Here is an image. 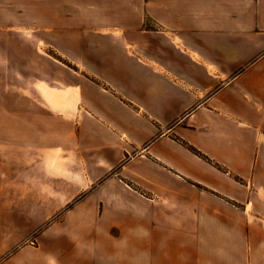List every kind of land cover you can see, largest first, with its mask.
Instances as JSON below:
<instances>
[{
  "label": "crops",
  "instance_id": "crops-1",
  "mask_svg": "<svg viewBox=\"0 0 264 264\" xmlns=\"http://www.w3.org/2000/svg\"><path fill=\"white\" fill-rule=\"evenodd\" d=\"M104 1L99 20L60 21L134 28L147 15L164 33H110L132 49L103 53L102 86L86 73L67 72L55 77L58 86L36 83L41 97L30 99L29 0H0V203L27 201L29 125L40 119L29 107H45L55 123L43 126V136L35 133L37 152L83 156L76 166L66 161L51 169L85 172L69 181L75 193L59 199L83 195L72 220L51 227V241L39 244L34 258L2 264H236L237 250L245 264H257L259 251L264 264V241L191 242L189 236L235 229L188 226L189 218L206 217L211 202L212 217L241 211L250 221L245 233L264 235V0H146V14L135 0ZM32 3L43 11V0ZM35 20L45 25L43 17ZM115 169L117 178L97 182L94 172ZM121 176L159 196L147 213L124 211L133 201ZM110 219L118 221L108 225Z\"/></svg>",
  "mask_w": 264,
  "mask_h": 264
},
{
  "label": "rangeland",
  "instance_id": "rangeland-1",
  "mask_svg": "<svg viewBox=\"0 0 264 264\" xmlns=\"http://www.w3.org/2000/svg\"><path fill=\"white\" fill-rule=\"evenodd\" d=\"M111 0H105L104 6L109 5ZM137 7L140 9V14H146V0H135ZM33 0H29L28 18L29 25L27 26V43H28V61H29V98L34 99L35 94L41 97L38 92V85L58 86L55 83V77L58 75L63 77V73H86L88 77L95 80L102 86L103 81L97 76L99 70L103 69V64L100 63L99 58L103 57V53H126L132 46H128L127 42L120 36L110 33L121 31L124 36L134 34L145 35L148 32L158 31L164 33V28L156 27L147 19L145 15L144 24L134 28H116V27H103L94 21H82V24L65 25L61 19H69L73 15L77 18H94L99 20L101 16L99 0H43V11L34 8ZM78 9V10H74ZM45 19V25L36 24L35 19ZM58 25H47L48 22H57ZM39 22V21H38ZM78 23V21H75ZM85 23V24H84ZM109 33V34H105ZM104 34V35H103ZM131 45V42L130 44ZM130 47V48H129ZM78 76V75H77ZM35 83V84H34ZM63 87V86H62ZM35 88V89H34ZM61 89V88H60ZM37 90V92H36ZM73 104H71L72 106ZM31 114H37L40 119L39 122L29 125V144H28V166L27 171V186L24 188L27 194V201L21 203H0V211L4 212V219L0 215V264L6 259H24L34 258L38 254V246L41 243L51 241L47 232L51 227L66 226L70 217V210L75 206L83 197V195H74L68 203L61 202L59 199L65 196L73 195L77 187L71 186L69 181L79 180L84 177L85 172L81 170L59 171V169H51L59 166V163L72 164L76 166L83 161V156L75 153L70 155L69 160H61L60 155H53L51 149L40 150L35 146L37 138L35 133L42 135V128H51L55 123L48 115L53 112L47 111L45 107H29ZM48 114V115H47ZM71 115V114H70ZM39 131H37L38 129ZM60 129L63 132L60 124ZM58 135V134H57ZM65 135V134H64ZM43 136V135H42ZM48 142L52 140V134H47ZM46 138V137H45ZM43 153V155L39 152ZM129 158V155H127ZM42 163V164H41ZM115 169L110 172L103 173V170L94 172L98 176L97 182H105L114 176ZM124 179L127 195L131 196V208L124 211L137 210L142 213H147L149 210L148 202H157L159 196L151 189L137 184L130 178L121 176ZM101 180V181H100ZM96 182V183H97ZM195 188V187H193ZM196 189V188H195ZM195 193H190L187 210L194 211L196 204L190 201ZM209 210H205L206 217L196 223L195 218L188 219V226L190 227H233L235 234H220L212 235L205 233L198 235L195 238L189 236V241L212 243V242H235L238 246H244L250 243H259L264 241V235L260 234H247L245 229L250 226V221L247 222L246 217L241 215V211H237L231 218L228 212L224 213V217H212L211 213L213 208L211 202ZM218 206V204H217ZM220 206V205H219ZM219 206L217 209H219ZM226 211V209H225ZM216 212V211H215ZM217 214V213H216ZM223 214V213H222ZM118 220H107L109 223H116ZM125 223H131V219H123ZM66 222V223H65ZM65 223V224H64ZM254 225V223H252ZM1 228L9 230L8 233L3 234ZM10 228V229H9ZM114 230H118L117 225H113ZM239 248V247H237ZM257 254V264L260 259V252ZM242 250L236 251V264H245L247 257ZM19 264V260L15 261Z\"/></svg>",
  "mask_w": 264,
  "mask_h": 264
},
{
  "label": "trees",
  "instance_id": "trees-1",
  "mask_svg": "<svg viewBox=\"0 0 264 264\" xmlns=\"http://www.w3.org/2000/svg\"><path fill=\"white\" fill-rule=\"evenodd\" d=\"M197 151V149H195Z\"/></svg>",
  "mask_w": 264,
  "mask_h": 264
}]
</instances>
